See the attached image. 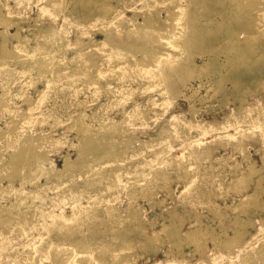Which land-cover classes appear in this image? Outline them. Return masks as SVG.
Instances as JSON below:
<instances>
[{
  "label": "rangeland",
  "instance_id": "1",
  "mask_svg": "<svg viewBox=\"0 0 264 264\" xmlns=\"http://www.w3.org/2000/svg\"><path fill=\"white\" fill-rule=\"evenodd\" d=\"M61 1L0 0V11L1 13H4V15L9 14L10 11L12 17L10 16L11 18L9 19L16 17L12 20L15 22L19 21L18 24L20 25V27H22L20 28L19 33L23 36H27L30 40L28 43L31 45H36V42H38L37 40L41 39L39 36L41 35L39 34V30L33 28H31L30 30V26L35 24V21L33 19H36L38 17L40 18L37 19L38 21L36 20V23L41 24L42 22H48L47 19H49V22H51L52 19L56 26L60 25L66 16L71 17L69 19V22L73 23L74 27H72V24L70 23V28L72 27L68 34V38L70 40L75 39L74 35L76 34L74 33L79 31L80 28L81 30L79 32L86 33L87 30H84L83 28L86 27V23H88V21H83L82 23V21L73 20V15L71 14L73 1ZM111 3H116L115 5L117 9H120L119 7H125H122L120 4H118L116 0H112ZM127 3L131 4L130 1H128ZM127 3L125 4L126 7ZM130 4L129 6H132V4ZM184 5L185 4L183 3V6ZM42 6L45 7L42 9ZM183 6H181L180 8L181 11H172V26L171 28H168V34H166L165 36L168 37V35L172 34V31L177 30L179 31V34H185L184 36H187V31V34H190L191 36L197 38L205 30L206 26L201 24L202 22H205V19L200 18L196 14L191 15V13H186V9L184 8L185 6ZM23 7H25V9ZM160 8L161 7L159 6L157 7V9H159L160 16L164 17L166 15L165 11L160 10ZM17 9L19 11L16 12ZM41 9L42 11H40V13L44 12V14L41 13L43 17L38 13V11ZM182 9H184L185 12L184 16V12ZM130 10H125L124 14L132 15V12H130ZM121 11L122 10H119L118 13L111 12L110 17L108 16L109 19L105 18L106 21L109 22L111 18L115 16L112 14H116L117 16ZM45 12H47L49 15H47V13L45 14ZM227 13L230 14L231 11L227 10L226 14ZM186 14H188L186 19L188 20L190 18L189 20L193 21V25L189 27L186 24L187 20L184 18ZM105 19L100 20L101 24H103L102 22H104ZM215 19H221V16L217 15L215 16ZM182 20L185 24L182 22ZM181 24L186 25V28H184V26ZM78 26L81 27L79 28ZM209 26L212 27L213 25L210 24ZM2 27L3 26L0 25V30L4 29ZM16 27V24L15 26H11L9 28V31H15ZM93 32L90 35L95 39L104 38L103 32ZM244 34L245 33H241V36L243 37ZM36 36L39 37L37 38ZM83 36L82 38L88 37L87 35L86 37L85 35ZM11 42L16 41L11 40ZM163 45H165L168 50L178 52L179 54L180 52H182L181 54L182 56H184L183 49L181 48L182 44L178 46L174 39L173 41H164ZM135 48L136 49L133 50V53L134 51H136L137 53H135H139V56H141L144 51L151 50L150 48L146 49V46L145 48L142 46L143 50L145 49L144 51L138 50L137 47ZM224 48V50H227V45H225ZM70 49L71 48L67 50L65 48L64 50H62L61 48L58 51H60V54H62L63 51V55L65 54V57L69 58L74 53L71 52L73 50ZM97 53L93 52L91 54L90 59H93L92 61H94V64H92L90 70L92 72L95 71L94 74L95 77L98 78L97 83H99V85L105 86V77H109V74L107 76L104 74L103 76H101L100 73H97L99 72L100 68L103 71L109 70L111 72L110 77L112 79H119L118 81H111L110 92L112 95H108L107 92L100 89L99 91H97V93L93 86L86 85L84 87L80 82L74 84V86L79 85V88H73V86H70V84L68 83L64 84L65 81L63 82L62 80L61 81L63 82V86H61V83L54 84L50 81V79H52L54 75L49 70H44L43 73H40L42 75L41 76L37 73L38 71H35L36 69H34V65L30 67V69H24V63H26L27 59H25L24 63L15 62V60L12 59V61L9 60L11 61V63L8 61L7 64L4 63V65H0V90L2 91V89L5 88V90H7V93L11 96V107H18L16 108L17 110L25 109L28 111L26 117L23 118V122L21 119V123L20 121L18 123L20 125L16 126L18 128H15L12 133L7 134V136L5 137V139L7 140L6 143L4 138H0V144L2 145H0V165L3 164L4 166V164L7 163L9 156L16 151L17 153L18 151H21L20 153L25 154L21 157L20 161H22V163L27 161L29 155V157L31 158L33 154L35 155L39 152L38 147L40 148V146H42V141L44 142L43 138L50 137L52 139H57L58 144L55 145L56 148H46L47 150L45 149V152H43L46 158L52 160L54 169L59 172L62 169L64 155L69 154V157L72 159H76V157L78 156L77 151L79 150V144L81 141L76 137L77 122H75L73 114H76L82 108V115L84 116L85 122H87L88 124L90 123V117L88 116H90L91 112L94 111V109H99L98 113L95 116V119L92 120L94 126H97L100 120L108 117L119 120L124 116H129L131 115V113L129 114V112H132L133 108H138L144 111V113L149 117L148 119L150 120H147L148 123L146 121V123H143L144 121H133L129 119L126 124L127 126L124 124L121 125L122 127L119 126L121 129L118 130L119 133L113 132V135L109 139V142H107L104 147L102 145L99 149L100 153L96 152L95 157L101 156L102 158L101 161H98L99 163L94 161L97 166L96 169H94L93 172H89L88 174H86L84 170H78L77 175L79 177L74 179L75 183H73L72 189H67L66 185L64 187L61 184L60 186H58V184L55 186H48V184H45L43 187L37 190L38 198H35L34 201L27 198L28 203H33V205L38 206L36 207V210L38 211V217L29 220V222L26 223V227L24 226L25 228H22L23 230H21L18 236L17 234L15 235L13 231L10 232V234H8V232L0 231V264H23L24 261L30 259V257L33 256V253H28L29 255L24 256L25 254L22 251L25 248H32L33 250L35 248L40 249L42 248L43 244L45 245L47 243L50 244V247L48 248L47 252L44 253V255L40 258L51 256L54 261L56 259L60 260L61 258H63V255L66 258V254L64 253H66L67 250H71L72 254L69 256L70 262H73L77 258L83 256L87 257L88 261H90L87 264H95L96 259L99 260L100 254H97L90 249L85 251H79V249H77L78 247H81L82 244H90L94 247V249L105 253L107 256H110L108 258L106 257L108 260H103L99 264H182L180 262L181 257L186 258L189 262L195 263L198 259L203 260L204 254H201V251L199 250L200 248H196L193 242H189L186 236L183 235L184 232L191 231L194 228L196 229V227L206 228L205 226H207V230L213 233H218L219 235L222 234L220 237H223V233L225 232L231 235L233 233V230L237 226L239 227L241 225V222L242 225L240 227L247 224V226H244V228L246 229L244 230L247 232L244 236V240H249L251 235L256 233V228H259V224L262 221L264 223V193H260L258 197L261 203V209L260 207L249 206L242 210L237 206L240 198L245 192L239 194L237 190L229 189L228 185L231 181L230 179L233 178L234 174L236 175L240 170H244L245 168H247V162L249 158L250 160H253L255 162V165L258 168L260 167L261 170L260 173L253 177V180L256 182V179L261 174L264 175V159L261 157L262 155H264V129L262 130L258 128L259 126L257 125L258 123L264 126V106L262 105L258 107L262 120H258V122L256 120H251V114H248L250 118L240 115L239 118H237L231 126H229L230 123H225V128L222 131H226L228 133L227 136H217L213 131L202 132V134L198 138V144L195 143L190 148H187V145L190 144V142H193L190 139V135H195V131L191 130V126L181 127V130L180 128H178L175 132L166 131L167 133L164 134L165 139H163V141L160 140V143H158V141L156 142L158 143V145L163 144L157 147L159 148L158 151L161 150L162 152L157 151L158 154L155 152L156 156H153L155 151L153 147L156 146L154 145V142H151V140L158 135V132H160L161 129L168 128V119L172 114L184 111V116L186 118H190V113L193 112L194 119L199 123L203 121H211V123L213 124H219V122H223L225 120V117L232 112V109L235 107V105H238V100H236L233 94V96L231 94H226V100L225 102H222V99L224 98L223 92H217V94H215L214 97L211 98L209 97L211 95L210 91L206 92L205 88L202 87L201 89H199L197 95H195L191 100L185 98L184 95L179 94L177 98L172 103H170V107L167 108V105L163 104L162 102V99L165 95L159 93V90L165 84L162 79L153 76L150 79H141L138 74H133V72L137 68L136 65H119L117 67H111L110 61H112L111 58L115 56L116 52H104L102 54L99 53V55H97ZM94 54H96L97 56H95ZM199 56V51H196L192 57L195 61L199 62ZM220 57L224 58L222 54ZM101 58L106 60V63L100 64L98 61H100ZM185 58L186 57H184L183 59L185 60ZM31 60L34 61L35 58H31L29 61ZM50 60H52V58ZM15 63L17 65H15ZM96 63L98 66L96 65ZM93 65L96 66V69ZM81 67H83V64L81 65ZM158 68L159 66L152 70L156 71ZM140 69L141 68H138L139 71H141ZM35 72L39 76L36 75ZM43 74H45V76H43ZM196 79L197 78L191 79L188 82L187 87L182 88L183 94L189 95L192 92V88L197 87L199 80ZM35 82L36 84L35 86H33V83ZM225 86L231 87L232 84L230 81H227L225 83ZM24 87L28 90H24ZM36 88L44 89V92L38 94ZM25 94H28L31 98H34L33 105H28L23 101ZM203 94L207 96L206 100H199L198 95ZM260 96H263V91H260L258 93L250 92V94L247 95V99L258 103L263 100V98L261 100L260 98H257ZM79 100L84 102V106L76 104ZM191 102L196 108H198L199 111L191 110ZM248 110L251 109L248 107ZM8 114L9 113L7 111L3 109L1 111L0 109V128H5V123L9 121ZM85 114L87 116H85ZM238 125H240L241 128H237ZM25 133H28L29 135H25ZM236 133H238L239 135H234ZM245 134H247L248 136L244 139ZM39 135L42 139L39 137ZM229 135H232L233 138H230ZM25 140L28 145L24 146L25 149H19L20 146L18 142H24ZM34 140H37L38 143L37 141H35V143ZM235 140L241 141V143L236 147L232 144V142H234ZM32 141L35 144L31 145L30 143ZM39 141H41V144L39 143ZM119 142L122 144H120ZM145 142H151L149 145H147L148 147L150 146L149 148L147 146L145 148V146L143 145V143ZM201 142H204V144H201ZM109 145L112 148H122L123 150L128 145L131 148L128 146V150H124L125 153L122 157L108 156V158L105 155H101V152ZM197 145L198 147H196ZM136 151L145 153V157L143 159L144 164H142L143 170L141 168L140 170H137V166L141 165L138 164L139 160L141 159L140 157L137 156L136 161L135 155L134 158H130V163L128 162L129 159L127 157L137 154ZM246 151L249 155L248 159L244 157ZM85 156L84 158H88H86L85 160L89 162L91 161L90 159H95V157L92 158V156H94L93 154L90 157L88 155L86 157ZM169 156L174 157L178 161L177 166H172L171 164H167L164 162L169 158ZM131 159H133L132 163ZM28 160L30 159L28 158ZM31 160L33 161L35 159ZM31 160L27 165L28 168H32L31 165H34L35 161L32 162ZM235 164H239L237 168H233ZM50 165L51 164H49L48 160L47 162H45L44 166L49 167ZM113 166H116L117 170L114 169ZM98 167H104L105 170L107 169L106 171L103 170L106 175H116V177L114 176V179L110 178L111 182H114L115 180L116 189L110 196V181L106 179L107 176H105L102 180L103 182L107 183L104 186L105 189L103 190L106 195L102 194V191L100 190L101 187L98 188V193H93L95 197L100 196L102 198V200L99 201L101 203L98 205H87V200H89L88 197L92 195L89 194L91 190L89 188H86L87 186L85 184V178H87V175L96 174ZM111 167L113 169H111ZM25 169H21V171L19 172L20 174L18 173L14 177L11 184V187L16 188L18 191L13 192L8 196H0V205L2 207L10 206L11 201H14V198L17 197L19 191H22L24 186L27 188H32V185L29 183V179L24 175ZM155 169H158L157 176L153 177L154 173H156L154 171ZM233 169L234 171L236 169V171L234 172ZM128 170L132 173H128ZM219 171H221L222 173ZM97 173H99V171ZM137 173L141 174L138 175ZM219 174L221 175V177ZM217 175H219L221 179ZM138 176H140V178ZM20 178L26 179L27 182H25V184L23 185V183L19 181ZM95 178L98 179L99 176L97 175V177L95 176ZM146 178H148V181L144 182ZM262 179V185H264V177H262ZM46 180L47 179L45 176L39 179V181L42 183L46 182ZM130 181H133L132 184H130ZM1 183L6 186L8 183L7 178L5 177L4 180L1 181ZM81 189L84 193V196H80L81 202L84 204V207L82 208L84 210H79L81 211V213L77 218L75 217L66 220V218L63 217H57L56 215L60 214L61 211L65 213H71L74 200L76 198H79L77 190ZM57 190H61V193L56 194ZM247 190L252 191L253 184H251V187ZM149 200L153 202H149ZM108 206H110V209L107 208ZM136 207L138 211L141 212V219L139 221L140 225H138L136 221H131L126 216H118L119 212L122 213V215H127L129 214V210H137ZM179 217L180 219H177ZM245 221L248 223H246ZM235 222L237 223V225ZM250 222H252V226H250ZM164 224H174L177 229L179 228L180 231L178 230V235L181 238L180 242L176 243L172 239L167 238L165 233L160 232L158 235L160 237L159 240L152 244L148 242L145 243L144 234H150L154 231L160 230L162 229L161 227H163ZM223 230L225 231L223 232ZM33 243H36L35 248L32 246ZM211 243L212 242L207 243V260L204 264H230L232 260L231 257L233 258L236 254L240 253L244 254L242 246L239 245L238 250H236L234 254L225 257V254L218 250V248H214ZM126 249L128 250V254L132 255V258L127 259L124 256L126 254H122V251ZM246 257L247 258H245V260H247H244L245 262L243 261L244 263L241 264L248 263L249 256ZM48 259L46 261H44L45 259H42L40 264H51ZM262 264H264V260L262 261Z\"/></svg>",
  "mask_w": 264,
  "mask_h": 264
},
{
  "label": "bare ground",
  "instance_id": "2",
  "mask_svg": "<svg viewBox=\"0 0 264 264\" xmlns=\"http://www.w3.org/2000/svg\"><path fill=\"white\" fill-rule=\"evenodd\" d=\"M41 1H44V0H41ZM70 1L71 2L73 1L72 2L73 3L72 13L70 11V13L73 15V20L75 21L79 20V21H82V23L83 21L85 22L88 21V23H86L87 24L86 27L83 28L84 30L86 29L87 32L86 31H85L86 33L79 32L81 30L80 28L81 26L80 27L78 26L80 30L74 33L76 34L74 35L75 39H72V40L68 38L70 29L74 27L73 23L69 22V19L71 18L69 16H66L64 20L62 19L63 22L58 26L54 24V21H52V19H51L52 23L49 22L50 21L49 19H47L48 22L46 21L40 24V23H36V20L40 17L36 19L34 18L33 20L35 21L34 22L35 24L30 26V30L31 28L39 30L40 31L39 34L41 35L39 34L38 35L40 36L41 39H39L40 41L36 39L38 41L36 42L37 44L31 45L28 43L30 41L29 38L19 33L20 28H22L18 24L19 21L15 22L12 20L16 18L14 16L15 14L13 15L15 18L9 19L12 17L10 11H9V14H5V15L4 13H1L0 11V25L3 26L2 28H4L0 30V65H4V63L7 64V62L9 60L12 61V59H14L15 62H19V63H24L25 59H27L26 63H24L25 64L23 67L24 69H30V67L34 65L35 67L34 69H36L35 71H38L37 73L39 75H41L40 73H43L44 70H47V71L49 70L54 75L52 79L49 78L50 81L53 82L54 84H60V83L62 84L65 81L64 84L68 83L70 84V86H73V88H79V85L74 86V84H76L77 82H80L82 83L84 87L86 85L87 86L91 85L93 86L96 92L99 91L100 89V90H104L105 92H107L108 95H110L111 94L110 92L111 81L112 80L118 81L119 79L118 78L112 79L110 77L111 72L109 70L103 71L99 66L100 70L97 73H100L101 76H103V74L106 76L109 74L108 75L109 77H105V82H106L105 86L99 85V83H97L98 78L95 77V74H94L95 71L92 72L90 70V67H92V64H94L93 63L94 61H92L93 59H90V57L93 52H96V53L99 52L102 54L104 52L106 53V52L112 51V52H116V54L114 57L111 58L112 60L110 61L111 67L113 66L117 67L119 65H133V66L136 65L137 68L136 70L133 69L135 70L133 74H138V76H140L141 79H144V80L150 79L153 76V77H158L159 79H162L164 81L165 84L159 90V93L162 95H165L162 99L163 100L162 102L163 104L167 105V108L170 107V103H172L179 94H182L184 95L185 98L191 100L194 98L195 95H197L199 89H201L202 87L205 88L206 92L210 91L211 95L209 97L211 98H213L214 95L217 94V92H223L224 98L222 99L223 100L222 102H225L226 94H231V95L233 94L236 100H238V105H235V107L232 109V112L229 113L225 117V120L223 122L218 121L219 124H213L211 123V121L210 122L203 121L199 123L198 121L194 119L193 112L190 113L191 114L190 118H186L184 116L185 115L184 111L172 114L171 117L168 119V125H169L167 126L168 128L161 129L160 132H158V135L155 136L151 140V142H154L155 143L154 145L156 146V147H153L155 150V151L153 150L154 151L153 156H156L155 152L157 153L159 149L157 147L163 145V144L158 145V143H160V140L163 141V139H165L164 134L167 133L166 131L175 132L178 128H180L181 130V127L191 126V130L195 131V135H190V139L191 141H193L187 145V148H190L195 143L198 144V141H199L198 138L202 134V132L213 131L217 136H221V137L227 136L228 133L226 131H222L225 128L224 127L225 123H230L229 126H231L235 122V120L239 118L240 115L250 118L248 114H251L252 115L250 118L251 120H256L257 122L258 120H262V118L260 117V112L258 110V107L262 105L264 106V0H258V1L257 0H243V1H240V0H116V2L120 4L122 7L125 6L124 8L119 7L120 9H117L115 5L116 3L115 4L111 3L112 0H70ZM128 1L131 2L132 6H129L130 3L128 4L127 3ZM61 2H64V1H61ZM181 2L185 4L184 5L185 7L183 6V3ZM126 3H127V7L125 5ZM45 6H42V9ZM158 6L161 7L160 10L165 11L166 15L164 17L160 16L159 9H157ZM181 6H183L186 9V13H189V14L191 13V15L196 14L200 18L205 19V22L201 21L202 22L201 24L206 27L199 37L195 38L194 36L187 34V31H186L187 36H184L185 34H182V33H180L181 34L180 35L179 31L177 30L172 31V34L168 35V37L165 36L166 34H168L167 33L168 28H171L172 26L171 24L173 22L172 20L173 12L172 11L173 10L175 11L177 10V12L178 10L181 11L180 9ZM23 8L25 9V7ZM42 9L38 11L39 15L41 13L44 14V12L40 13ZM187 9L189 10V12ZM119 10H122L123 12L121 11L117 16L116 14H112V15H115L114 17H112L113 19L111 18L109 22L106 21L105 18H108V16L110 17L111 12L118 13ZM125 10L126 11L130 10V12H132V15L124 14ZM182 10L184 12V9ZM227 10H230L231 13L226 14ZM17 11L19 10L17 9L16 12ZM46 13L47 12H45V14ZM184 14L185 12L183 13V16ZM47 15L49 14L47 13ZM217 15H220L221 19H218V20L215 19V16ZM40 16L43 17L42 14ZM187 16L188 14H186L184 18L186 19ZM101 19H105L106 22L104 21L105 23L102 22L103 24H101L100 22ZM189 19L188 20L186 19L187 21L185 20L188 27L193 25V21ZM70 23L72 24L71 28H70L71 26ZM15 24L17 25L16 30L13 32L9 31V28L11 26H15ZM184 24H181V25H183L184 28H186L185 27L186 25ZM210 24H212L214 27L213 26L210 27L209 26ZM194 30H197V29H194ZM93 31L95 33L97 31L103 32L104 38L95 39L93 36L90 35ZM240 31H244V32H240ZM241 33H245L243 37L241 36ZM36 34H37V31H36ZM83 35H85V37L87 35L88 37L82 38ZM173 39L176 41L178 46L182 44L181 48L183 49L184 56H182L181 54L182 52H180L179 54L178 52L168 50V48L165 45H163L164 41H167V40L173 41ZM11 40L13 41L15 40L16 42H11ZM61 44H65V45H61ZM225 45H227V50H224ZM142 46L144 48L146 46V49L150 48L151 50L150 51L146 50L147 51L146 52L144 51L145 49L143 50ZM135 47H137V49L140 51L141 50L144 51L141 54V56H139V53L136 54L137 53L136 51H134V53L136 52L134 55L133 50L136 49ZM61 48L62 50H64L65 48L67 50L71 48L70 50H73L71 52H74V53L69 58L65 57V54L63 55L64 53L63 51H62V54H60V51H58ZM196 51H199V55H200L199 62L195 61L192 57ZM99 53H97V55H99ZM221 54L224 56V58L220 57ZM94 55L97 56L96 54ZM184 57H186L185 58L186 61L183 59ZM31 58L33 59L35 58V60L34 61L31 60L32 62L29 61ZM51 58L52 60H55V61L50 60ZM11 61L9 62L11 63ZM98 62L100 64L101 63L103 64V63H106V60L101 58L100 61ZM82 64H83V67H81ZM15 65L17 64L15 63ZM157 66H159V68L156 71L152 70V69L157 68ZM94 68L96 69V66ZM138 68H141L140 69L141 71H139ZM37 73L36 75H38ZM43 76H45V74H43ZM194 78H197L196 80H199L197 87L192 88L191 90L192 92L189 95L183 94L182 88L183 87L186 88L188 85V82ZM227 81L231 82L232 84L231 87L225 86V83ZM35 84L36 82L33 83V86H35ZM61 86H63V84ZM24 90H28V89L24 87ZM36 91L38 92V94H40L44 92V89L36 88ZM260 91H263V96H260L257 98L258 99L260 98V100L263 98L262 101L256 103L254 101H250L247 99V95H249L250 92L258 93ZM198 96H199L198 98L199 100H206L207 98L205 94L198 95ZM11 101H12V98L7 93V90H5V88H3L2 91L0 90V109L1 111L3 109L9 113L8 114L9 116L6 115L9 117V121L5 123V128H0V138L1 139L4 138L5 143L7 142V140L5 139L7 134L12 133L15 128H18L16 126L20 125L18 124L19 121L22 119V122H23V118H25L26 115L28 114V111L25 109L17 110L16 108L18 107H14V108L11 107L10 106ZM23 101L27 103L28 105H33L34 98H31L28 94H25ZM76 104L82 106L84 102L79 100L77 101ZM248 107L251 110H248ZM190 108L191 110H194V111L198 110V108H196L192 104V102L190 104ZM82 109L78 111L76 114H73V118L75 119V122H77L76 137L81 141L79 144V150L77 151L78 156L76 157V159H72L69 157V154L64 155L62 169L59 172L54 169L52 160L46 158L44 154L45 149L46 148L49 149L50 147H55V145L58 144V140L52 139L50 137L45 138L44 136H42L44 137L43 138L44 142L42 141V146L39 145L40 148L38 147L39 152L35 155L33 154L31 158L29 157L30 155L28 156L30 160L35 159L33 161L31 160L32 162L35 161L34 165L33 166L31 165L32 168L27 167V165L30 162L28 158H27V161L23 163L22 161H20L22 155H25V154L20 153L21 151L20 152L18 151V153L17 151L13 152L9 156L7 163L4 164V166L3 164L0 165V196H5V195L8 196L12 194L13 192L18 191L16 188L11 187V184H12L14 177L21 171V169L23 170L26 168L24 172L25 174L24 173L23 174L27 176V178L29 179V183L32 185V188H27L24 186L22 191L18 192V195L17 197L14 198V201H11L10 206L2 207L0 205V231L8 232V234H10V232L13 231L15 235L17 234L18 236L21 230H23L22 228L26 227V223H28L29 220H32L38 217V211L36 210V207L38 206L33 205V203H28L27 198L31 199L32 201H34L35 198H38L37 190L43 187L45 184H48V186H55L57 184L58 186H60L61 184L64 187L66 185L67 189L68 188L72 189L73 183H75L74 179L79 177L77 175L78 170H84L85 173L88 174L89 172L91 171L93 172L94 169H96L97 166L94 163V161L98 162V161H101L102 159L101 156L95 157L96 152H99V149L101 148L102 145L104 147L105 144L109 142V139L112 137L113 132L119 133L118 132V130L120 129L119 126H121L122 124L126 125L129 119L133 121L134 120H139L141 122L144 121L143 123H146L147 120L150 121L148 119L149 117L144 113V111L138 108H133L132 112H129V114L131 113L132 116L131 115L124 116L119 120H115L111 117H108V118L100 120L98 125L94 126L92 123V120L95 119V116L98 113L99 109H94V111L91 112L90 116H88L90 117L89 124L85 122L84 120V116L82 115L83 114ZM85 116L87 115L85 114ZM257 125L259 126L258 128L262 130L264 129V126H262L261 124L257 123ZM237 128H241V126L238 125ZM123 133H126V132H123ZM26 134L28 133H25V135ZM234 135H239V134L236 133ZM229 136L230 138L232 137V135H229ZM247 136L248 135L245 134L244 139ZM33 137H32V140H33ZM37 140H34V142ZM157 141L158 143H156ZM151 142H145L143 143V145L146 148V146L149 145ZM18 143L20 146V148L18 147L19 149H22L24 148L25 145H28L26 140L24 142L19 141ZM35 143H33L32 141L30 144L32 145ZM39 143L41 144V141H39ZM240 143H241L240 140H235L234 142H232L233 146L235 147L239 145ZM201 144H204V142H201ZM112 147H113V144H112ZM112 147L110 145L107 146L104 150H102L101 155H105L107 157L108 156L109 157L110 156H113V157L121 156L122 157L124 156L125 151L128 150L127 147L125 148L127 150L124 149L125 151L122 148L121 150L119 148H112ZM196 147H198V145ZM140 151H136L137 154L127 157L129 159L128 161L129 163H130V158H134L135 155H136V158H135L136 161H137V156L141 158L140 160L138 159L139 160L138 164H141V165L137 166V170H140V168L142 169L143 168L142 164H144L143 159L145 157V153L140 152ZM160 151L161 150H159L158 152ZM86 154L89 157L92 156L93 154L94 156H92V158L95 157V159L93 160L90 159L91 160L90 162L86 161L85 160L87 158ZM84 156L86 158H84ZM244 157L247 159L249 158L247 151L244 154ZM261 157L264 159V155H262ZM48 160H49V164L51 165L49 167H46L44 165H45V162H47ZM131 160H132L131 161L132 163L133 159ZM164 162L167 164H171L172 166L173 165L177 166V163H178V161L172 156H169V158L166 159ZM238 165L239 164H235L233 168H237ZM113 168L117 170L116 166H113ZM113 168L111 167V169ZM97 169L98 170L96 171V174L87 175V178H85L86 179L85 184L87 186L85 187L89 188L91 191L93 190L92 192L91 191L89 192V194H91L92 196L88 197L89 200H87V205H90V204L98 205L101 203L99 201H101L102 198L99 195H98L99 197H95L94 195L95 192L98 193L97 191L98 188L101 187L100 190L102 191V194L106 195L103 190L105 189L104 186L107 183L103 182L102 180L104 179L105 176H107L106 179L110 181V188H111L110 196L112 195V193H114L113 191L116 189L115 180L114 182H111L110 180V178L114 179V176L116 177V175L115 174H112V176L106 175L105 172H103V170H105L104 167L103 168L98 167ZM98 171L99 173H97ZM154 171L156 173H154L153 177H156L158 169H155ZM260 171H261L260 167L258 168L255 165V162L253 160H250L249 158L247 162V168H245L244 170H240L238 174L236 175L233 173L234 176L232 179H230L231 181L229 180L230 182H229L228 188L237 190L239 194L240 193L242 194V192H245L240 198V201L237 206L238 208L244 210L246 207L255 206V207H260L261 209V203L258 197L260 193H264V185H262V180H263L262 177H264V175L261 174L256 179V182L253 180V177H255V175L260 173ZM128 173H132V172L128 170ZM141 173H137V174L139 175ZM97 175L99 176L98 179L95 178V176L97 177ZM219 175L217 176L219 177ZM43 176H45L47 179L46 182L44 183L39 181V179ZM5 177L7 178V182H8L6 186L1 183V181L4 180ZM138 177L140 178V176ZM92 178H95V179H92ZM148 178H146L144 182H147ZM20 179L19 181L23 183V185L25 184V182H27V180L24 178H20ZM132 182L130 184H132ZM251 184H253V190L248 191L247 189L251 187ZM81 190H77V193L79 194V198H76L74 200L72 204L73 209L71 213H65L61 211L60 214L56 215L57 217H63V218H66V220L78 217V215L81 213V211L79 210H84L82 209L84 207L83 206L84 204L81 202V199H80V196H84V193H83V190L82 191ZM60 193H61V190L56 191V194H60ZM149 202H153V201L149 200ZM42 203H43V200H42ZM107 208L110 209V206H108ZM140 213L141 212L138 211V209L129 210V214L122 215V213L119 212L118 216H121V217L126 216L131 221H136L138 225H140L139 224V221L141 219ZM177 219H180V217ZM250 223H249L250 226H252V222ZM19 224L21 227L19 226ZM241 225H242V222H241ZM240 226L239 227L237 226L233 230V233L231 235L228 234L227 232L223 233L224 234L223 237H220L222 234L219 235L218 233H213L207 230L206 229L207 226H205L206 228L196 227V229L194 228L191 231L184 232L183 235L186 236L189 242H193L196 248H200L199 250L201 251V254H204V257H203L204 259L203 260L198 259L195 263H192V262H189L186 258L181 257L180 262L182 264H204L205 261L207 260V256H206L207 243L212 242L211 244L213 245V247L218 248V250L223 252L225 254V257H228L234 254L235 251L238 250L239 245L242 246L244 250V254L240 253V254H236L233 258L231 257L232 260L230 264L244 263L247 260V259L245 260V258H247L246 256H249V259H248L249 261L246 264H252V263L262 264V261L264 260L263 259L264 258V223L263 221L259 224V228L258 229L256 228V233L252 234L250 239L247 241L244 240V236L247 233L245 231L246 229L244 228V226H247V224L242 227ZM161 228L162 229L154 231L153 233H150V234L145 233L144 234L145 243L148 242L152 244L156 242L157 240H159L160 237L158 235L160 232L165 233L166 237L169 239H172L174 242L176 243L180 242L181 238L178 235L179 228L177 229L174 224H169V225L164 224L163 227ZM224 231L225 230H223V232ZM35 245L36 243L32 244L34 248H35ZM49 247H50V244L47 243L45 245L43 244L42 248L40 249L35 248L33 250L32 248L31 249L25 248L22 251L25 254L24 256L29 255L28 253H33V256L30 257V259H27L26 261H24L23 264H38V263L40 264L42 259H45L44 261H46L48 258L51 264H87L90 262L88 261L87 257H83V256L77 258L73 262H70L69 256L72 254L71 250H67V252L64 253L66 254V258L63 255V258H61L60 260L56 259L54 261V259L51 258V256L40 258L41 256L44 255V253L47 252ZM77 249H79V251H85V250L90 249V250H93L95 253L100 254L99 260L96 259L95 264H99L103 260H108L107 258L110 257V256H107L105 253L100 252L97 249H94V247L90 244H82L81 247H78ZM80 253H83V252H80ZM123 253L126 254L124 256L127 259L132 258V255L128 254L127 249L122 251V254Z\"/></svg>",
  "mask_w": 264,
  "mask_h": 264
}]
</instances>
